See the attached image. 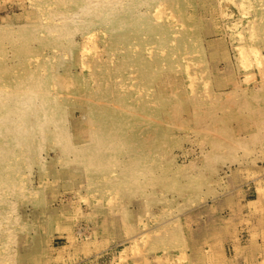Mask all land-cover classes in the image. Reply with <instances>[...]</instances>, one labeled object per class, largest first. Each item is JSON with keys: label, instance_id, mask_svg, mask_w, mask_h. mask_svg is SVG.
I'll list each match as a JSON object with an SVG mask.
<instances>
[{"label": "rangeland", "instance_id": "rangeland-1", "mask_svg": "<svg viewBox=\"0 0 264 264\" xmlns=\"http://www.w3.org/2000/svg\"><path fill=\"white\" fill-rule=\"evenodd\" d=\"M22 1L24 0H0V18L3 24L16 27L27 21L23 14L24 7L20 4ZM135 1L139 6L133 12L129 23H131L132 30L139 31V33L146 32L144 39L151 46L157 47L158 44L163 43L162 47L158 46L161 47L160 51L157 48L154 50L152 59L158 67L153 83L156 89L160 87L162 92L174 90L180 93L182 111L180 114L178 113V116L179 118L180 115L184 117L180 121L184 127L176 129L171 124L164 127L162 138L157 142L160 145L153 144L150 146V150L148 147L144 151V155L133 157L134 160L127 156L133 154L135 148L138 150L140 144L136 147L134 144H128L126 150L123 149V153L119 154V159L133 162L134 168L122 161L111 163L103 169L102 174H96V179L102 175L107 178L106 182L114 180L115 187L95 186L94 189L88 188V174L81 162L73 160L64 163L61 161L60 156L63 152H61V146L57 145L59 142L55 136L47 135L45 139L37 137L30 144L35 145L37 149H39V144L43 145V149L31 153L24 161L15 164L17 170H15L14 165L12 170L10 169L11 173L6 175V180L3 177V182L0 184L3 191L9 189L6 188L8 186L13 187L12 185L14 188L9 190L15 189V194L10 196V203L4 202V205L2 202L0 203L1 215L4 216L2 213L4 208L8 213L6 220L0 215L2 230L0 231V264H145L148 260V264H157L158 262H160L158 264H168L167 260L171 264H213L209 261L201 262L199 256L207 244L210 245L211 243L217 246V242L220 246L216 248H219L221 254L210 257L214 260L221 259L222 255L228 257H226L228 261L219 262V264H237L239 261L244 264L258 263L250 254L248 258L246 257L247 259L241 258V255L238 257V254L229 244L231 240L249 238L251 234L255 236L257 241L263 242L258 229L264 225V122H262L264 121V85L259 82L261 74L254 62L249 69L240 65L232 45V38L226 34L230 30L229 22L232 19H236V22L240 21L241 13L235 16L231 15L235 7L223 3L222 0ZM160 1L161 7L169 6L172 8V12H165L159 18L155 11L161 8ZM240 1L236 0L235 3L238 5L241 3ZM249 1L252 2L249 11L250 18L245 19L242 24L243 31L247 28L246 32H249L251 28L260 32L256 38L253 37L251 44L259 48L264 54V0ZM224 12H227L226 14L229 16ZM170 15L171 17L173 15L172 18L175 19H172ZM120 16L123 15L120 14ZM88 19L92 22L90 23ZM79 22L82 23V26L79 31L74 33L76 40L73 44L67 39L63 40L62 47L65 46L69 54L64 60L56 61L59 66L56 68V77L64 75L65 69L66 71L70 70L73 74H77L80 70L78 61L80 56L78 55L80 54L79 47L82 36L79 33L84 29L87 30L96 20L88 17ZM105 27L106 30L112 31L109 25ZM126 28H128L127 25ZM29 31L25 32L26 36H32L31 31ZM39 43L33 44L34 53L40 52L42 47ZM62 47L60 46V48ZM49 48L47 46L42 50L46 52V49L49 52ZM162 51H164L163 54ZM8 54L12 59L17 57V61L22 60V62L26 57L23 52L12 45L8 49ZM187 54L188 56H186ZM190 63L194 66L193 68H190L192 67ZM189 64L191 65L188 66L189 73L196 75L192 89L186 83L183 84L184 79L189 74L186 72V66ZM251 71H254L256 75L250 77L249 82L246 81L242 84L246 92L243 90L235 92L233 88L236 83L243 76L248 73L251 74ZM201 73L204 74L203 77ZM253 77L256 78L253 79ZM158 81L160 82L158 83ZM208 82L209 85H207ZM206 87L209 91L204 90ZM202 91L208 92L203 94ZM236 93H238L237 96H235ZM256 94L257 96H255ZM192 95L198 98L194 99L193 97L194 101L187 100L186 97ZM245 98L246 101H244ZM254 98L259 99L255 100ZM220 104L222 106H219ZM64 107L66 108L64 112L65 123L67 128L71 129L68 130V135L71 133L72 138L69 136L68 140L64 138L63 145L65 142L66 145L67 142L71 141V147L72 144L83 146L79 140H82L83 135L86 137L85 133L88 131V125L82 119L83 105L80 102L70 101ZM259 114H261L260 117ZM201 115L205 121L199 120L198 116ZM248 115L251 119L248 118ZM241 117L246 118L247 121ZM167 118L171 122L170 115ZM217 118L221 119L218 120ZM197 125L198 127H196ZM203 125L206 126L207 130L204 129ZM82 130L85 131L82 132ZM214 130L215 132H213ZM133 132L128 130L131 135ZM128 133L125 135L130 137ZM217 134L219 135L217 136ZM247 135H250L249 138H251L249 139ZM220 136L225 139L219 138ZM225 140L231 143L228 145V141ZM214 144L216 145L214 146ZM232 144L234 146H231ZM237 144L241 146L240 150ZM251 146L254 149H251ZM216 147L220 149L218 150ZM246 149L250 151H247V154ZM212 156L215 158L213 159ZM72 157L75 159V155ZM126 174L131 176L127 182L123 178ZM26 182L27 186L24 187ZM131 184L132 188L130 189ZM119 187L121 190L118 189ZM113 191L117 192V197H115L114 202L112 200L111 203H108L109 197L115 195L112 194ZM66 196L68 197L66 198ZM258 201L260 202L259 210H253L251 204L254 205V202ZM110 205L111 207H109ZM103 221L104 223L107 221L105 223L107 226L104 225ZM234 222L238 225L235 226L236 231L227 232V228L234 226ZM4 224H6L5 228ZM145 228L150 229L146 231ZM155 229L162 232H154ZM224 230L228 234H225ZM4 231H8L6 235H9L6 240L3 239ZM141 232H143L142 235ZM145 232L147 233L145 234ZM209 232L215 235L213 234V236ZM147 236L151 238L147 239ZM248 241L249 239H246L245 242ZM63 248H65L64 252L59 256V250ZM138 249L143 253L139 252ZM208 250L210 249H206V251ZM136 251L138 252L135 254ZM182 253L184 257H182ZM234 254L238 258H235ZM131 255V258H127ZM122 256H126V258ZM142 256L145 257L146 262ZM138 257L142 258L138 259ZM179 257H182L181 260ZM155 259L160 261L157 262ZM135 261H139V263Z\"/></svg>", "mask_w": 264, "mask_h": 264}, {"label": "bare ground", "instance_id": "bare-ground-1", "mask_svg": "<svg viewBox=\"0 0 264 264\" xmlns=\"http://www.w3.org/2000/svg\"><path fill=\"white\" fill-rule=\"evenodd\" d=\"M24 1H22V3H20V4H21V6L24 7L23 14L25 16V19L27 20L25 23H22V24L19 23L20 25L15 27V26H11L10 24H5V23L3 24V21L0 18V184L3 182V177L5 179L6 175L11 173L10 169L12 170V167L15 164H19L20 161L21 162L24 161L26 158L29 157V155L31 153H36V152L43 149V145L39 144V147H38L39 149H37L35 145L30 144V143H33L37 137L45 139L46 136L48 135V136H55L56 140L59 142L57 145L61 146V152H63L62 156H60L62 158V160H61L62 162L65 163V162H70V161L74 160V161H79L84 165L85 172H87V174H88V177H87L88 181L87 182H88V188L89 189L91 187H92V189H94L95 186L96 187H104V186L115 187V185H114L115 181L114 180H110V181L106 182L105 180L107 178L106 177L104 178L102 175H100V177H98L96 179V174H100L101 172H103V169L106 168L111 163H113V164L114 163H120V161H122V160L119 159V154L123 153V149L126 150L128 144L129 145L134 144L135 147L140 144V146L138 147L139 148L138 150L135 148V150L132 152L133 154L129 153L130 155L127 156V157H131L132 160H134L133 157H138L139 155H144L145 154L144 151L147 150L148 147L150 150V146H152L153 144L156 146L160 145V143H157V142H159L160 139L162 138V135H163L162 130L164 127L168 126L169 124L174 126V128H176V129H180L182 126L184 127V124L180 122L183 120L184 117L180 115V118H179V116H178V113L180 114V111H182L181 105H180V96H181L180 93L175 92L174 90H166L167 92H162V89L160 87H158L156 89V86L153 83V79L155 78L156 68L158 66H156L157 64H155L154 59H152V58L154 55V50L157 48L160 51L163 43L158 44L157 47H154L153 45L151 46L150 43H148V41L147 40L145 41V39H144V34H146L145 31H143V33L142 32L139 33V31L132 30V26H131V23H129V19L133 16V12H135L139 6L138 4L135 3L136 2L135 0H24ZM222 2L229 4L230 6L235 7V9L231 15L235 16V15H238L241 13V16H242V18L238 22H236V19H232V21L229 22L230 30L226 32V34H229L232 38V45H233L236 57L239 60L240 65L243 68L249 69L250 67H252L253 62H254L258 67L259 73L261 74V75L259 74L260 80L259 79L258 80H259V82H261L264 85V54L261 52V50L259 48H257L255 45L251 44V43H253L252 42L253 37L256 38L257 35H260V32H256L255 29H251V28H250L249 32L248 31L246 32L247 28H245V30L243 31L244 28L242 25L245 22V19L250 18V15H249L250 12L249 11H250V7H252L251 6L252 2H250L249 0H241L240 1L241 3L238 5L235 3L236 0H222ZM223 5H225V4H223ZM218 6H220V5H218ZM160 7H161V1H160ZM14 8H15V6H14ZM171 9L172 8L169 6L168 7L163 6L161 8H158L155 12H156V15H158V17H159L162 14H164L165 12L168 13V11H169V13H171L172 12ZM0 10H1V7H0ZM226 13L224 12V14H226ZM15 14H16V12H15ZM120 14H122L123 16H120ZM226 15H228V14H226ZM231 15H230V17H231ZM88 17L93 18V20H96V22L93 23L92 26L87 28V30L86 29H84L83 31L81 30L82 32L79 33L82 36V39H81L82 42H81V44L79 43L80 44V47H79L80 54L78 55V56H80V57H78V61L80 63L79 64L80 65L79 72L77 74L76 73L73 74L72 72H70V70L66 71V69H65L64 75H62L61 77L58 75L59 77L58 76L56 77V73H57L56 68H59V66L57 65L58 62H56V61L57 60L58 61L64 60L67 57V55L69 54V51L67 50V48H65V46L62 47V44L64 43L63 40L67 39V40H69V42L71 41L70 43L73 44V42L76 40L74 33L79 31L81 29V26H82L81 25L82 23H80L79 21H83V20L87 19ZM170 17H171V15H170ZM172 17H174V16L172 15ZM159 18H158V20H159ZM171 18H169V19H171ZM236 18H238V17H236ZM172 19H175V18H172ZM88 20L90 23L92 22V20H90V19H88ZM8 21H10V20H8ZM248 23H251V21H248ZM17 24H15V25H17ZM118 24H119V28H118ZM125 24L128 26V28H126ZM106 25H109L111 27L112 31L106 30V27H105ZM217 26H219V25H217ZM29 29L31 31L30 34L32 36H26L25 35V32L26 31L28 32ZM102 34H103V36L101 37ZM19 35H21V36H19ZM202 36H204V35H202ZM30 38H33V39H30ZM43 41H45V42H43ZM36 42H40L39 45H40V47H42L39 53H34V51H33V48H34L33 44ZM173 43H174V41H173ZM31 44H32V46H31ZM11 45L14 48H17L19 51L23 52V54H25L26 57L24 58L23 62H22V60H18L19 61L18 62L17 57L13 58V59L11 57H9L8 49ZM47 46L50 47L49 52L46 49H45L46 52H43L42 49L44 47H47ZM60 46L62 48H60ZM158 46H161V47L159 48ZM210 47H211V45H210ZM214 51H216V50H214ZM163 53H164V51H162V54ZM186 56H188V54ZM252 59H255V60H252ZM187 62L189 63V61H187ZM234 62H235V60H234ZM190 64L186 66L187 67L186 72H188V73H189L188 69L192 65V64L191 65ZM55 65H56V67H55ZM193 67L194 66L192 65V67H190V68H193ZM199 67H201V65ZM237 69H239V68H237ZM212 70H213V68H212ZM201 74H202L201 76L203 77L205 72H204V74L203 73H201ZM237 74H238V71H237ZM251 74L248 73L247 75L243 76V78L240 81H238L236 83V85L233 88L235 92L240 91V90H243L244 92H246V89H244L242 84L246 81L249 82V80H250L249 78L250 77L252 78L253 75H256L254 73V71H251ZM160 75H161V73H160ZM228 77H229V75H228ZM195 78H196L195 74L189 73L188 76L184 79L183 84L186 83V85L190 86L192 89L193 88V82H194ZM224 78L227 79L226 77H224ZM254 78H256V77H253V79ZM164 79H166V78H164ZM180 80H181V78H180ZM161 81H163V80H161ZM159 82L160 81H158V83ZM203 82L205 83V81H203ZM220 83H222V82H220ZM207 85H209V82ZM256 86H255V89H256ZM207 88L208 87H206L204 90H206ZM260 88H259V90H261ZM243 91H241V92H243ZM202 92H204V91H202ZM207 92H204L203 94H205ZM193 93H194V91H193ZM224 94L226 95V93H224ZM237 94L238 93H236L235 96H237ZM194 95H192L191 97L190 96L186 97L187 100L194 101L193 97H194V99L197 97ZM255 96H257V94ZM240 97H241V95H240ZM257 99H259V98H256L255 100H257ZM215 100H217V98H215ZM70 101L80 102L83 105V107H82V119H84L88 125V127H87L88 131H87V133H85L87 136L84 137V135H83L84 138L82 137V140H79L80 144L83 146H80V145L78 146V144L77 145L72 144V147H71V144H70L71 141L67 142L66 145H65V143H66L65 142L63 145L64 138L66 140H68L69 138H72L71 133L68 135V132H69L68 130L70 128H67V125L65 123L66 121H65V117H64V112H65L66 108L65 107L63 108V106L67 105L68 102H70ZM244 101H246V98ZM221 103H223V102L221 101ZM235 105H236V103H235ZM219 106H222V104H220ZM229 107H230V105H229ZM190 108H191V106H190ZM258 109H259V107H258ZM175 110H176V112H175ZM239 110H240V108H239ZM193 111H194V109H193ZM204 112H205V110H204ZM163 113L165 116L163 115ZM191 113H193V112H191ZM215 114H217V113H215ZM169 115L171 118V122H169V120L167 118ZM260 115L261 114H259V117H260ZM185 117L187 118V116H185ZM198 117H199V120H204V117L202 118V115L198 116ZM221 118H219V119L217 118V119L220 120ZM248 118H250L249 115H248ZM242 119H245L247 121L246 118H242ZM262 122H264V121H262ZM199 124L200 123L198 122V125ZM256 124H257V122H256ZM198 125L196 127H198ZM204 125H205V122H204ZM204 125H203V127H204ZM251 125H253V124H251ZM257 125H259V124H257ZM201 126H202V124H201ZM250 126H248V127H250ZM215 127H214V129H215ZM200 128H202V127H200ZM81 129H85V128H81ZM204 129H206V126L204 127ZM243 129L244 128L242 127V130ZM128 130H131L134 132L136 131V132L135 133L133 132V135H131L130 133H128ZM195 130H198V129H195ZM201 130H203V129H201ZM219 130H220V128H219ZM260 130H261V128H260ZM84 131L85 130H82V132H84ZM203 131L205 132V130H203ZM223 131H224V129H223ZM213 132H215V130ZM127 133H128V136L130 135V137L126 136ZM210 133H211V131H210ZM236 133H239V132H236ZM255 133H257V132H255ZM218 135L219 134H217V136ZM225 135H227V133H225ZM250 135H251V133H250ZM68 136H69V138H68ZM249 136H248V138H249ZM243 137L245 138V136H243ZM219 138L225 139L223 136L222 137L220 136ZM253 138H255V137L253 136ZM258 138H259V136H258ZM225 141H228V140H225ZM212 142H214V141H212ZM261 142H262V140H261ZM261 142H260V145H261ZM230 143L231 142L228 141V145ZM236 143H237V141H236ZM236 143L234 144L235 146H236ZM240 143H241V141H240ZM216 144H219V143H216ZM216 144H214V146ZM223 145H225V144H223ZM234 145L232 144L231 146H234ZM237 146H238V144H237ZM44 147H45V145H44ZM218 147H216V148L219 150L220 148H218ZM238 147H239L238 149L240 150L241 146H238ZM254 147L251 146V149L252 148L254 149ZM227 149H229V148H227ZM222 151H224V150H222ZM247 151H248V149H246V151H245L246 154H247ZM248 152H250V151H248ZM227 154H229V153H227ZM246 154H245V156H246ZM251 154H252V152H251ZM72 155H75V159L72 157ZM217 155H215V156H217ZM238 155H240V154H238ZM218 156H220V155H218ZM214 158L215 157H213V159ZM179 160H180V158H179ZM122 162L127 163L128 165H130L131 167L134 168L133 162H131V161H129V162L128 161H122ZM14 168H15V170H17L16 165ZM148 171L151 172V170H148ZM7 177H9V176H7ZM94 177H95V179H94ZM123 178L127 182V179H130L131 176L126 174L125 176H123ZM140 180H142V179H140ZM182 182H183V180H182ZM124 184H126V183H124ZM12 186L13 187L8 186L6 188H9V189L14 188V185H12ZM26 186H27V182H26V185H24V187H26ZM211 187H212V185H211ZM129 188L130 189L132 188V184L129 186ZM9 189L3 191V188L0 185V203L2 202L3 205H4V202L10 203V200H11L10 196L15 194V189H12L11 191ZM118 189L121 190V187H119ZM116 191H118V190L116 189ZM116 191L112 192V194H115V195H113V197L111 195L110 196L111 198L109 197L108 203L109 202L111 203L112 200L114 202L115 197H117ZM162 195H164V194H162ZM104 196H105V194H104ZM150 196H152V195H150ZM67 197L68 196H66V198ZM202 197H204V196H202ZM98 200H100V199H98ZM115 202H117V201H115ZM258 202H254L255 203L254 205L251 204L253 207L252 208L253 210H255V209L259 210L260 202L259 203ZM109 207H111V205ZM121 210H122V207H121ZM2 211H3L2 213L4 214V216L1 215V210H0L1 217L3 216V219H5V220L8 219L7 218L8 217L7 210H5V208H4V209H2ZM8 211H9V209H8ZM117 212H119V211H117ZM258 212H261V211H258ZM126 214H127V211H126ZM118 215H120V214H118ZM113 216H115V214H113ZM120 216H122V215H120ZM119 218L121 219V217H119ZM171 218H173V217H171ZM70 219H72V218H70ZM263 219H264V217H263ZM116 220H118V219H116ZM10 222H11V220H10ZM103 223H104V221H103ZM105 223H104V225L107 226V224H105ZM0 224H1V222H0ZM175 224H176V222H175ZM236 225L237 224L234 222V226L232 225L230 228L228 227L227 232H235L236 231V229H235ZM5 227H6V224H4V228ZM150 228H152V227H150ZM224 228H226V227H224ZM147 229H146V231H147ZM0 231H2L1 225H0ZM8 231H9V229H8ZM8 231H4V237H3L4 240H6L9 237V235H6L8 233ZM127 231H128V228H127ZM258 231H259L258 232L259 235L263 239V242L257 241L255 239V236L251 234L249 238H236L234 240H231L229 242V244L234 249L235 253L238 254V257H240L239 255H241L242 256L241 258L247 259L249 257V254H250L254 259H256L258 261L257 264H264V225L261 226V228H259ZM139 232H138V234H140ZM154 232L160 233L162 231L155 229ZM222 232H223V230H222ZM78 233L82 234L83 232L82 233L78 232ZM142 233L143 232H141V235H142ZM146 233L147 232H145V234ZM149 234H151V233H149ZM213 234L214 233H212L211 235H213ZM225 234H228V233H226V231H225ZM217 235H219V234H217ZM134 236H135V234H134ZM150 236L149 237L147 236V239L151 238ZM219 236H221V235H219ZM1 238H2V236H1ZM70 238H71V236H70ZM130 238H132V237H130ZM210 238H214V237H210ZM210 238H209V240H210ZM246 239H249V241L247 243L245 242ZM68 240H71V239H68ZM134 240H135V237H134ZM141 240H143V239L141 238ZM225 242H227V241H225ZM218 243L219 242H217L216 244L219 247L220 245H218ZM214 245L215 244L212 245L210 243V245L207 244V247H204L203 251L200 253L201 256H199L201 262H208L209 261L213 264L214 263L219 264V262L228 261L227 260L228 257L225 255H224L225 257L222 255L221 259H215V260L210 257L211 255L221 254V252L219 251V248H216L217 246L216 245L214 246ZM137 247H138V245H137ZM137 247H136V249H137ZM65 248H63L62 250H59V253H60L59 256H61L63 254ZM138 248H140V247H138ZM221 248L224 249L223 246H221ZM206 249H210V250L206 251ZM133 250L135 251V248ZM138 251H139V249H138ZM138 251H136L135 254ZM197 251H198V249H197ZM49 252H51V251H49ZM139 252L143 253L141 250ZM141 253H139V255ZM183 253H182V255H183ZM126 256L125 257L122 256V257L126 258ZM129 257L131 258L132 255L128 256L127 258H129ZM142 257H138V259H140ZM182 257H184V255ZM185 257H186V255H185ZM238 257H236V255H235V258H238ZM153 258H155V257H153ZM181 258H180V260H181ZM143 259L145 261V257H143ZM134 260H136V259H134ZM161 260H162V258H161ZM163 260H164V258H163ZM156 261L158 262L160 260H156ZM145 262H143V263H145ZM147 262L145 264L149 263V262L148 263ZM167 262H168V264H171L169 260H167ZM136 263H139V261ZM158 263H160V262H158ZM239 263H240V261L237 264H239ZM226 264H228V263H226ZM240 264H244V263H240Z\"/></svg>", "mask_w": 264, "mask_h": 264}]
</instances>
